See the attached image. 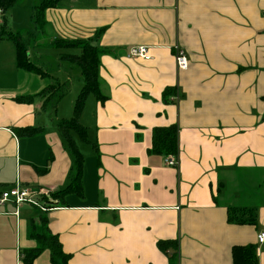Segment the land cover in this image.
<instances>
[{
    "label": "crops",
    "instance_id": "obj_1",
    "mask_svg": "<svg viewBox=\"0 0 264 264\" xmlns=\"http://www.w3.org/2000/svg\"><path fill=\"white\" fill-rule=\"evenodd\" d=\"M35 4L23 2L24 23H33ZM44 18L56 33L48 46L95 37L108 51L98 67L105 101L89 95L79 118L87 132L86 143L74 136L80 188L34 220L27 205L0 207V264H22L38 246L29 219L37 232L46 219L69 264H234L233 249L246 246L264 264L256 241L264 227V0H59ZM135 46L149 47L151 59L127 58ZM175 46L186 71L176 68ZM77 53L56 58L80 81L76 93L80 70L60 56ZM41 77L18 69L13 43L0 39V193L18 182L52 196L76 176L57 129L65 118L45 106L52 84ZM169 126H177V167L149 154L153 129ZM25 128L39 133L20 136ZM241 209V222L229 223ZM162 241L176 245L172 260ZM34 264H51L49 252Z\"/></svg>",
    "mask_w": 264,
    "mask_h": 264
},
{
    "label": "trees",
    "instance_id": "obj_2",
    "mask_svg": "<svg viewBox=\"0 0 264 264\" xmlns=\"http://www.w3.org/2000/svg\"><path fill=\"white\" fill-rule=\"evenodd\" d=\"M17 0H0V11L2 14L1 22V32L0 39H6L13 43L15 47V62L16 67L20 70L34 72L45 76L46 74L35 64H33L28 57V48L37 38L38 32L43 31L45 27L44 13L48 9H53L57 6L59 0H42L40 3H36L32 7V17L31 20L34 25V29L29 30L25 34L13 33L8 28H6V18L10 9L15 5ZM51 46L56 49H75L77 54H63L60 56V61L64 63H69L75 65L81 73L82 78V88L77 95L74 105L72 116L67 120H60L57 124V129L66 145L67 150L73 157L74 166L76 169V176L71 179L70 185L67 189L55 193L52 196L49 195L51 201L46 197H43L45 201L51 202L50 206L54 205V200L62 202L63 195L69 190H75L80 188V176L81 167L83 163V157L79 152L78 144L74 139V136L81 143L87 142V132L86 129L79 123L80 115L84 109L87 97L93 95L96 100L100 103L105 101V98L101 96L99 92V57L108 51L99 49L95 45V37L93 39L84 40H62L55 39L52 41ZM59 90V85L48 86L43 92L42 96L45 102L52 99L54 95L57 94ZM60 94L58 97H62ZM21 102L28 101L26 98L19 99ZM46 106V105H45ZM20 136L31 137L39 133V129L35 128H25L19 130ZM177 126L169 127H157L152 131V147L149 150V154H161L164 156L177 155L178 154V143H177ZM232 215L229 214V223L237 222L240 223V219L247 212L246 209H241L237 213ZM39 215H42L39 212ZM240 214V215H239ZM42 219V218H41ZM238 219V220H237ZM43 223V228L39 232L36 231L34 225L30 223V238H33L38 243L35 249L24 251L21 255L22 264H34L35 260L40 256V254L47 250L50 254L51 264H69L70 256L63 252L61 244L58 240L57 235L51 234L48 229L44 226L46 224V219L41 220ZM245 222V221H242ZM249 225L254 224V220L248 221ZM176 245L168 241H162L158 244L159 249L167 254L168 250L174 249ZM177 249V247H176ZM169 259L177 254L169 252ZM168 255V254H167ZM232 258L234 264H258L256 257V248L253 246L246 247H235L232 252Z\"/></svg>",
    "mask_w": 264,
    "mask_h": 264
},
{
    "label": "rangeland",
    "instance_id": "obj_3",
    "mask_svg": "<svg viewBox=\"0 0 264 264\" xmlns=\"http://www.w3.org/2000/svg\"><path fill=\"white\" fill-rule=\"evenodd\" d=\"M40 1L41 0H17L16 4L7 14H5V18L7 20L5 25L6 28L10 30L12 29L14 33L16 30H20V28L25 30V26H23V24L27 26L25 32H28L30 28L34 29V25L30 21H26V23H24L22 17L23 10L21 9V6L23 2L28 5L31 4V2L39 3ZM18 24L21 25L19 26ZM12 25L15 27H12ZM25 32L21 34H25ZM55 35V31L50 26L44 28L40 33L38 32L36 40L28 48V57L35 64H39L43 69V72L46 74L41 77V81H44L45 83L50 82L52 86L59 85L57 94L54 95L51 100L46 102V107L51 109L52 117H54V110L57 109L58 117L65 118L63 120H67L72 116L74 101L79 93H76L75 89L80 81L77 77H71L68 73H66L63 66H57V53L63 52L66 49H56L47 45L49 40ZM67 50L70 51L75 49ZM60 94L63 96L58 97ZM27 206L29 207V211L32 212V214H30V218H32L31 220H34L40 213L37 209L29 205ZM31 220L29 219L28 225L32 223Z\"/></svg>",
    "mask_w": 264,
    "mask_h": 264
},
{
    "label": "built area",
    "instance_id": "obj_4",
    "mask_svg": "<svg viewBox=\"0 0 264 264\" xmlns=\"http://www.w3.org/2000/svg\"><path fill=\"white\" fill-rule=\"evenodd\" d=\"M174 60L177 70L186 71L188 69V60L185 52L175 46L173 47ZM127 58L149 61L151 59L150 48L146 46H135L130 48L126 54ZM177 100V96L173 98ZM165 164L169 167H177V159L173 156H168L165 160ZM46 197L49 201L50 198L47 193L42 191H37L29 187H25L16 182L13 186L6 188L0 193V207L4 206L8 202L14 203V205H29L37 209L41 213H46L51 211L54 207L50 206L51 202H47L43 199ZM256 241L258 245L264 244V227L257 234ZM168 255L169 252H167Z\"/></svg>",
    "mask_w": 264,
    "mask_h": 264
}]
</instances>
